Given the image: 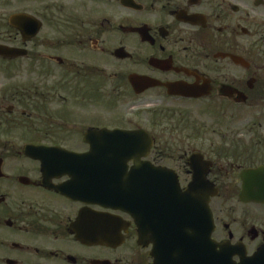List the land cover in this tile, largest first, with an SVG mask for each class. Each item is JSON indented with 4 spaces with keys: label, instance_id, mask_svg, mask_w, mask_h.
I'll use <instances>...</instances> for the list:
<instances>
[{
    "label": "flooded vegetation",
    "instance_id": "af4514ba",
    "mask_svg": "<svg viewBox=\"0 0 264 264\" xmlns=\"http://www.w3.org/2000/svg\"><path fill=\"white\" fill-rule=\"evenodd\" d=\"M101 129L142 152V235L109 160L62 157ZM261 168L264 0H0V264H264Z\"/></svg>",
    "mask_w": 264,
    "mask_h": 264
},
{
    "label": "water",
    "instance_id": "95a60500",
    "mask_svg": "<svg viewBox=\"0 0 264 264\" xmlns=\"http://www.w3.org/2000/svg\"><path fill=\"white\" fill-rule=\"evenodd\" d=\"M103 139L106 142H110L109 148L100 149V150H91L85 155L65 151L62 157L68 159H94L99 158L103 161H108L111 164V167L114 170L111 173H108L107 177H104V172L102 173L103 180H107L106 178H111V180L104 183V188L101 189V194L104 198L101 199V204L113 207L115 209H120L123 211H129L132 215L137 219V223L139 225L140 232L142 235L143 229V219H141V213L143 211V198L144 192L154 191L151 190L152 182L143 180L141 167L139 165L133 167L130 171L127 169V161L132 158H139L142 153L139 154V150L134 146V137H132L133 133L122 130H108L102 129L100 131ZM33 156L37 158L43 157V151L40 150H32ZM108 165V164H106ZM260 174L264 176V168L259 170H248L244 173L245 178H250L253 180L255 175ZM102 180V183L104 182ZM197 182H193L190 185V191L196 189ZM254 188L253 182H245L244 184V193L243 199L249 200L246 195H252V191ZM262 191H264V185L262 187ZM264 194V193H263ZM199 200V197H197ZM261 200L264 201V195H262ZM108 230L107 228V220L102 219L101 221V238L104 237V233ZM214 263V262H213Z\"/></svg>",
    "mask_w": 264,
    "mask_h": 264
},
{
    "label": "rangeland",
    "instance_id": "374dc122",
    "mask_svg": "<svg viewBox=\"0 0 264 264\" xmlns=\"http://www.w3.org/2000/svg\"><path fill=\"white\" fill-rule=\"evenodd\" d=\"M104 89H106V91L104 92V95H110V96H113L114 95V93H111V92H113V90H112V88L110 86H108V87H106ZM103 108L104 107H102V109Z\"/></svg>",
    "mask_w": 264,
    "mask_h": 264
}]
</instances>
